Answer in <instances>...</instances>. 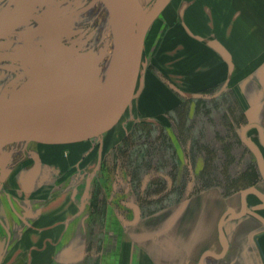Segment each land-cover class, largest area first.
I'll use <instances>...</instances> for the list:
<instances>
[{"label": "rangeland", "instance_id": "374dc122", "mask_svg": "<svg viewBox=\"0 0 264 264\" xmlns=\"http://www.w3.org/2000/svg\"><path fill=\"white\" fill-rule=\"evenodd\" d=\"M25 1L32 16L0 38V100L21 96L16 102L21 106L88 115L85 108L108 92L116 61L105 1L0 0V25L18 18ZM141 1L147 10L157 2ZM172 10L170 0L147 31L125 113L107 132L81 142V161L72 163L63 178L71 189L86 192L96 232L101 226L103 236L109 211L130 221L209 188L231 197L262 180L253 139L248 132L244 136L229 84L204 81L184 66L188 57L177 55L180 18ZM30 143L0 136L4 174L21 164Z\"/></svg>", "mask_w": 264, "mask_h": 264}, {"label": "crops", "instance_id": "0c3cea01", "mask_svg": "<svg viewBox=\"0 0 264 264\" xmlns=\"http://www.w3.org/2000/svg\"><path fill=\"white\" fill-rule=\"evenodd\" d=\"M173 2L177 55L204 81L229 84L262 180L246 195L209 188L130 221L109 211L103 236L86 192L63 180L85 140H27L0 188V264H264V0Z\"/></svg>", "mask_w": 264, "mask_h": 264}, {"label": "water", "instance_id": "95a60500", "mask_svg": "<svg viewBox=\"0 0 264 264\" xmlns=\"http://www.w3.org/2000/svg\"><path fill=\"white\" fill-rule=\"evenodd\" d=\"M104 1L114 24L116 66L101 105L88 116L72 118L69 113L56 115L39 108L18 105L16 102L21 96L2 99L0 136L11 141L70 143L100 136L120 120L134 97L147 31L170 0H157L149 10L144 8L140 0ZM30 13L28 1H25L20 17L0 25V38L14 31ZM37 95L44 96L42 93ZM248 129L249 126L244 128V136ZM253 190L247 189L244 195Z\"/></svg>", "mask_w": 264, "mask_h": 264}, {"label": "bare ground", "instance_id": "6f19581e", "mask_svg": "<svg viewBox=\"0 0 264 264\" xmlns=\"http://www.w3.org/2000/svg\"><path fill=\"white\" fill-rule=\"evenodd\" d=\"M141 1V0H140ZM141 3H142V1H141ZM110 12V11H109ZM137 23H138V26H139V18L137 17ZM113 66V65H112ZM115 66H116V61H115ZM108 67H109V65H108ZM114 69H115V67H114ZM112 72V71H111ZM107 73H108V71H107ZM110 73V72H109ZM113 74H114V72H113ZM112 78H113V76H112ZM112 81V80H111ZM101 94V93H100ZM106 94L107 93H103L102 95H101V98H99V99H97V101L95 102V103H93L92 105H91V107L90 108H88V109H86L85 108V110L86 111H84V113L85 114H88V115H90L91 113H93L100 105H101V103L103 102V100L105 99V96H106ZM104 97V98H103ZM103 98V100L101 101V99ZM71 110H73V108L71 107V106H68ZM29 108H31V109H37L36 107H33V106H29ZM41 110H43V111H47V110H44V109H41ZM74 111V110H73ZM47 112H50V111H47ZM71 112V111H70ZM83 114V113H82ZM88 115H86V116H88ZM70 117H72L71 115H70ZM72 118H76V117H72ZM78 118V117H77Z\"/></svg>", "mask_w": 264, "mask_h": 264}, {"label": "flooded vegetation", "instance_id": "af4514ba", "mask_svg": "<svg viewBox=\"0 0 264 264\" xmlns=\"http://www.w3.org/2000/svg\"><path fill=\"white\" fill-rule=\"evenodd\" d=\"M33 12H34V11L32 10L31 13H30V15L27 17V19H26L23 23H25V22H26V21L32 16ZM20 16H21V15H19V17H20ZM23 23H22V24H23ZM22 24H21V25H22ZM19 26H20V25H19ZM19 26H18V27H19ZM18 27H17V28H18ZM3 176H4V170L0 168V178L3 179Z\"/></svg>", "mask_w": 264, "mask_h": 264}]
</instances>
